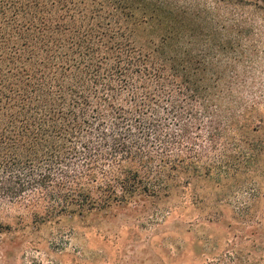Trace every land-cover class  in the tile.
Listing matches in <instances>:
<instances>
[{"label": "trees", "instance_id": "16d2710c", "mask_svg": "<svg viewBox=\"0 0 264 264\" xmlns=\"http://www.w3.org/2000/svg\"><path fill=\"white\" fill-rule=\"evenodd\" d=\"M262 37L264 0H0V210L83 217L226 172Z\"/></svg>", "mask_w": 264, "mask_h": 264}, {"label": "rangeland", "instance_id": "374dc122", "mask_svg": "<svg viewBox=\"0 0 264 264\" xmlns=\"http://www.w3.org/2000/svg\"><path fill=\"white\" fill-rule=\"evenodd\" d=\"M241 10L246 20L258 18ZM158 36L142 24L136 44ZM245 67L236 74L247 81L241 96L249 126L237 133L247 143L238 144L226 172L173 173L165 197L141 196L83 217L35 222L26 211L0 210V223L10 227L0 233V264H264V62Z\"/></svg>", "mask_w": 264, "mask_h": 264}]
</instances>
